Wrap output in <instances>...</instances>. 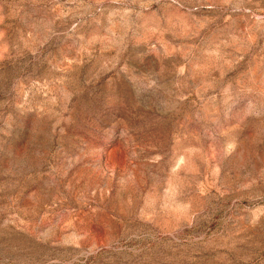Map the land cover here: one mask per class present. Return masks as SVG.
Instances as JSON below:
<instances>
[{"label":"rangeland","instance_id":"1","mask_svg":"<svg viewBox=\"0 0 264 264\" xmlns=\"http://www.w3.org/2000/svg\"><path fill=\"white\" fill-rule=\"evenodd\" d=\"M0 264H264V0H0Z\"/></svg>","mask_w":264,"mask_h":264}]
</instances>
